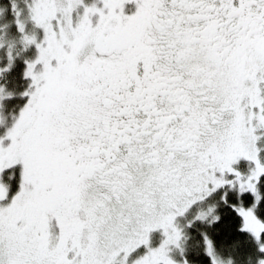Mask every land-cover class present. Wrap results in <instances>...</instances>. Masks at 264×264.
<instances>
[{"label":"snow or ice","instance_id":"snow-or-ice-1","mask_svg":"<svg viewBox=\"0 0 264 264\" xmlns=\"http://www.w3.org/2000/svg\"><path fill=\"white\" fill-rule=\"evenodd\" d=\"M0 264H264V0H0Z\"/></svg>","mask_w":264,"mask_h":264}]
</instances>
